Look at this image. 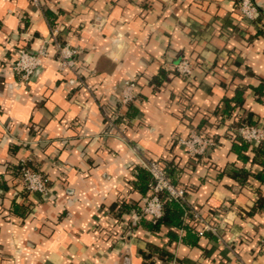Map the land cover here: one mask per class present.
Returning a JSON list of instances; mask_svg holds the SVG:
<instances>
[{
    "label": "crops",
    "instance_id": "crops-1",
    "mask_svg": "<svg viewBox=\"0 0 264 264\" xmlns=\"http://www.w3.org/2000/svg\"><path fill=\"white\" fill-rule=\"evenodd\" d=\"M239 1L46 0L40 11L0 0V264H264V209L253 211L263 166L256 148L242 156L227 134L249 114L264 116V0H255L254 25L242 22ZM51 26L78 49L93 90L67 81L54 45L29 80L11 70L18 49L36 50ZM182 56L194 63L191 78L175 71ZM130 80L138 98L121 107L123 137L104 112ZM192 128L217 141L197 159L177 143ZM143 153L176 165L189 206L217 234L132 217L145 204L136 188ZM21 156L49 178L47 199L9 174Z\"/></svg>",
    "mask_w": 264,
    "mask_h": 264
},
{
    "label": "built area",
    "instance_id": "built-area-1",
    "mask_svg": "<svg viewBox=\"0 0 264 264\" xmlns=\"http://www.w3.org/2000/svg\"><path fill=\"white\" fill-rule=\"evenodd\" d=\"M30 2L34 8L40 11L44 10L46 6V0H30ZM239 12L241 20L245 24L254 25L259 22L260 7L255 0H240ZM51 45H54L56 48L61 72L73 74L67 81L73 85L76 84L93 90L94 86L86 81L78 69L76 58L78 49L60 38V28L58 26H51L49 37L43 39L36 50H29L26 47L19 48L17 57L11 63V70L15 74H18L22 80H29L35 70L42 65L44 59L49 56ZM194 70V63L187 56H182L175 65V71L185 78H191L194 75ZM136 88L137 84L135 81L130 80L125 82L118 96V101L115 104L111 102L104 112V118L109 128L123 137L125 136L128 119L122 114L121 107L131 105L137 100ZM228 132L239 134L252 145L262 144L264 143V116L256 124L243 121L234 123L230 126ZM177 143L182 145L186 153L193 159L207 154L217 145L214 136L205 135L196 128H192L187 136L178 137ZM141 165L150 171L152 181L149 184V193L145 197V204L141 207L140 211L132 212V217L149 216L152 221L156 222L164 212V193L174 198H179L189 205L187 202V188L172 181L166 165L161 160L143 153ZM8 170L9 174L18 179V182L22 184L27 193H37L43 200L50 196L52 188L49 178L40 168L32 164L30 156L19 157L16 162L11 163ZM190 208L192 220L200 236L204 235L208 230L217 234V227L204 218L201 210L194 206H190ZM197 224H200V226ZM262 242H264V238ZM143 264L151 263L145 262Z\"/></svg>",
    "mask_w": 264,
    "mask_h": 264
},
{
    "label": "trees",
    "instance_id": "trees-1",
    "mask_svg": "<svg viewBox=\"0 0 264 264\" xmlns=\"http://www.w3.org/2000/svg\"><path fill=\"white\" fill-rule=\"evenodd\" d=\"M257 91L258 92H264V83H260L257 86ZM238 98V97H237ZM240 101V102H239ZM238 103H242V100H238ZM235 109L234 105H231L228 100H226V105L224 107V112L229 116L233 114V111ZM247 122L250 124H256L257 119L252 118V114L247 115L243 119L239 120V122ZM204 134V133H203ZM228 136L231 137V140L233 141V149L238 151L240 155L245 156V151L251 147L252 149L256 148V157L254 161L260 163L263 166V171L257 174V177L260 178L261 180H264V160L259 161L258 157L259 155L264 156V143L259 144V145H252L251 143L247 142L244 140L239 134L232 133V132H227ZM209 135V134H205ZM11 164H7V167L9 168ZM7 168V169H8ZM168 170V174L172 181L176 184L178 180L176 177V165L175 164H170L166 166ZM240 179L244 180L246 176L248 175L247 169L241 168L238 170ZM137 181H136V188L139 189L143 194L147 195L149 193V184L152 181V174L150 171L144 167L139 165L137 167ZM7 186V182L5 179H1L0 177V188ZM188 191V190H187ZM163 199H164V212L163 215L156 221H150L149 223L153 228H158L161 225L168 224L172 227H181L186 229L188 232H193V220H192V213H191V208L190 206L183 200L179 198H174L167 193L163 194ZM125 203H122L120 205L122 211L125 209ZM114 207V206H113ZM255 209H264V196L260 197L257 200V205L253 208V211Z\"/></svg>",
    "mask_w": 264,
    "mask_h": 264
}]
</instances>
